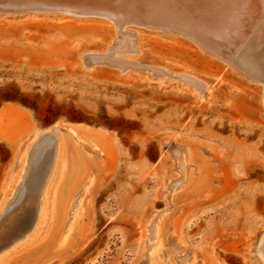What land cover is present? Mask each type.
Masks as SVG:
<instances>
[{
  "label": "rangeland",
  "instance_id": "rangeland-1",
  "mask_svg": "<svg viewBox=\"0 0 264 264\" xmlns=\"http://www.w3.org/2000/svg\"><path fill=\"white\" fill-rule=\"evenodd\" d=\"M255 8L254 0H233L227 18L206 29L208 39L236 49L262 13ZM109 23L57 10L0 11V213L10 199L0 233L24 215L27 200L16 185L35 135L58 124L68 159L49 230L17 249L10 264H149V222L163 213L164 264L169 254L176 256L173 264H186L185 252L175 254L168 243L172 237L200 264H264V75L243 68L250 56L264 54V44L246 46L244 57L229 62L185 32L141 23L140 36L132 30L142 46L135 64L151 68L148 73L184 71L175 79L150 80L133 66L115 64L134 61L105 52L116 34ZM132 23L119 34H133ZM85 52L101 61L84 68ZM256 58L252 65L264 68V57ZM188 75L209 85L205 100L183 90ZM70 126L82 138L70 134ZM172 144L189 150L193 173L170 196L179 170ZM90 175L94 182L81 213L61 238L68 202ZM27 180L35 187L32 174Z\"/></svg>",
  "mask_w": 264,
  "mask_h": 264
},
{
  "label": "bare ground",
  "instance_id": "bare-ground-1",
  "mask_svg": "<svg viewBox=\"0 0 264 264\" xmlns=\"http://www.w3.org/2000/svg\"><path fill=\"white\" fill-rule=\"evenodd\" d=\"M212 1L213 0H0V11L30 8L36 9L38 11L57 10L59 12L77 16H102L110 23H112L111 26L113 25V28H115L114 30H116V34L112 38L113 40L110 43V46H108V48L105 50V52H117L126 60L134 61L135 64V62H137L138 60L137 55L142 51V46L139 44V37L137 38L136 33L138 36H140L139 33L141 31L140 29L144 27L142 26L143 24L146 25L147 23H154L158 26L169 25L171 27H174L175 31L180 32H185V30H187V32H192L193 36L196 37L198 41H200L204 45L206 44V41H211L210 39H208L209 36H207L209 35V29H206L210 28V26L212 25L219 24L221 19L227 18L226 13L229 11L233 0H221L222 2H220L219 4L212 3ZM254 5L256 6L255 11H261L262 13L260 15H257L256 21L252 23L253 25L251 24L250 28H248V31L244 38L241 40L239 47L235 49L233 45H231V43L228 44L229 42L217 43L211 41L218 49L221 46H226L225 48H229L230 52L237 51V55L235 56L234 61L235 59H238L236 57L239 55L240 59L244 57V53L247 50L245 48L246 46H250V48H252L257 46L258 44H264V29L262 28L263 30L261 32L256 31L259 26L264 24V0H254ZM123 19L127 20L123 22ZM142 21H145L147 23L145 24ZM130 23L137 25L130 27L131 31L128 30V34L130 32H133L132 30H134L136 33H130V35H128L127 37L126 35H124L125 37L121 36L120 34L125 32V29H128V24ZM153 25L151 27H153ZM252 39L254 40L252 41ZM123 42H125V45L122 47L119 46L116 50L115 47L119 44H123ZM200 47L203 46L201 45ZM90 51L93 52V50L91 49ZM129 52L130 54L132 52L136 54H125ZM86 54L87 52L81 54L83 63L82 66L84 68H91V65L101 61L97 60V58H95L96 56L92 57L87 56ZM107 56L108 55H106V57ZM257 56L261 58L262 56L264 57V54H254V56H250L248 58V60L250 59V63L248 65H244L242 62V64L244 65L243 68L247 71H255L258 74L264 75V68L254 66L255 62L258 61L256 58ZM121 62L114 63L122 67L133 66L137 74H141L142 78L144 77L150 80H156V76H166L167 78L175 79L184 74V71H174L166 67L164 68H166L168 71L164 70L163 68V70L156 69L153 70V73H148L147 71H151V68L140 65L138 63L132 65L131 63ZM262 67H264V65ZM191 75L194 74L191 73ZM191 75L185 76V78L183 79L185 81L183 90L186 89L188 91H192L193 93L195 92L199 100H205L210 93L209 85L202 84L199 79L194 78ZM189 82H193L197 86L194 88L192 86L193 83L191 85L188 84ZM85 128L88 130V127ZM68 129H71V132L69 130L68 131L70 132V134L74 135V137L78 136L79 138H82V136L79 135L78 131L75 128L69 127ZM89 132L87 131V134ZM79 138L77 139V142L79 141V143L81 144ZM90 140L91 139L82 141L90 143ZM66 141L67 140L65 134L59 126H50L45 130L43 129V131L38 132L32 140L30 147L27 148V150L24 152V155L22 157V168L20 171V176L18 178V183L16 185L17 187H20L22 191V201L27 200L23 208L24 215H22L23 217L21 219L18 218L17 220H14L11 225L8 224V226L10 227L6 229L7 231L4 230L5 232L3 231L2 233H0V238L6 236L4 238L5 240L2 239V241L0 239L1 246L4 244V242H9L4 245V247L2 246L3 248L0 249V264H10V257L17 249L23 248L27 246V244L39 240L45 234V232L49 230L55 214V203L57 202L56 197L58 189L60 188V182H62L61 180H63L62 176L64 175L67 166L68 159L66 153ZM81 145L83 146L84 144ZM92 147L98 148L97 143L93 142ZM169 149L172 151L171 153L175 155L179 160H177V163L174 161V163L177 164V168L179 170L175 173L174 178L171 182V190L169 194L170 196H173V194L175 192H178L177 190H179L184 184H186L185 182H187L191 177L193 173V163L191 161L189 150L186 149L185 151L181 146H178L177 144L170 145ZM28 174L33 175L32 181L35 182V187H28ZM93 182V178L90 175L89 178L80 183L77 190L72 194L66 208L65 220L61 231V238H67L65 236L72 230V228H74L73 225L76 223V220L81 213L82 207L84 205V200L88 196V190L90 191L89 188H91ZM13 192L14 190L11 192V195L13 194ZM28 193L29 195H27ZM9 200L6 202L0 215L8 211ZM34 209L35 216L33 211ZM164 218V213L154 214L151 221L149 222L150 229L149 232L147 231L146 236H150L153 239L152 248L148 252L149 264H164L160 257L162 250H164V246L167 244V239L163 235L162 231ZM11 238L14 239L10 241ZM168 243L172 245V249L175 254H178L179 252H185L184 256L186 259V264H200L199 261H197L196 255L193 252L187 250L179 240L172 237L169 239ZM259 251L262 259L264 260V235L261 240ZM168 257L169 264H173V262L171 261V257L175 259L176 256L173 254H169Z\"/></svg>",
  "mask_w": 264,
  "mask_h": 264
},
{
  "label": "water",
  "instance_id": "water-1",
  "mask_svg": "<svg viewBox=\"0 0 264 264\" xmlns=\"http://www.w3.org/2000/svg\"><path fill=\"white\" fill-rule=\"evenodd\" d=\"M185 33H187L188 35H190L195 41H197L204 48L208 49L210 52L214 53L215 55H218L221 59H225V60H228L229 62H233L235 56L237 55V51L230 52V49L229 48H225L226 46H224V47L221 46L218 49L214 45V43H212L211 41H206V44L204 45L203 43H201L200 41H198V39L196 37L193 36L192 32H187V30H185ZM216 41H222L223 43L225 42V41H223L221 39H217V38H216Z\"/></svg>",
  "mask_w": 264,
  "mask_h": 264
},
{
  "label": "crops",
  "instance_id": "crops-1",
  "mask_svg": "<svg viewBox=\"0 0 264 264\" xmlns=\"http://www.w3.org/2000/svg\"><path fill=\"white\" fill-rule=\"evenodd\" d=\"M55 125H56V126H59L58 124H55ZM55 125H53V126H55ZM70 128H74V127H71V126H70ZM68 130L70 131L71 129H68ZM70 132H71V131H70Z\"/></svg>",
  "mask_w": 264,
  "mask_h": 264
}]
</instances>
